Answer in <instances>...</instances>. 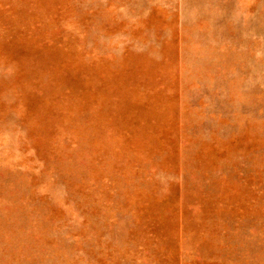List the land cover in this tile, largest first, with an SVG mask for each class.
Listing matches in <instances>:
<instances>
[{"label":"rangeland","instance_id":"rangeland-1","mask_svg":"<svg viewBox=\"0 0 264 264\" xmlns=\"http://www.w3.org/2000/svg\"><path fill=\"white\" fill-rule=\"evenodd\" d=\"M0 264H264V0H0Z\"/></svg>","mask_w":264,"mask_h":264}]
</instances>
